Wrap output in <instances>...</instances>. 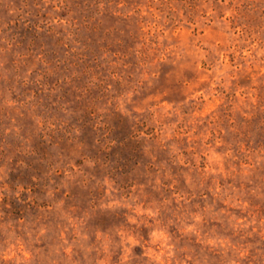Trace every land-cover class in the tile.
Listing matches in <instances>:
<instances>
[{"label":"rangeland","instance_id":"1","mask_svg":"<svg viewBox=\"0 0 264 264\" xmlns=\"http://www.w3.org/2000/svg\"><path fill=\"white\" fill-rule=\"evenodd\" d=\"M0 264H264V0H0Z\"/></svg>","mask_w":264,"mask_h":264}]
</instances>
